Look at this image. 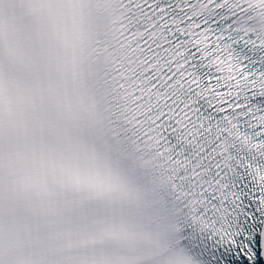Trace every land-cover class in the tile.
<instances>
[{
  "label": "snow or ice",
  "instance_id": "1",
  "mask_svg": "<svg viewBox=\"0 0 264 264\" xmlns=\"http://www.w3.org/2000/svg\"><path fill=\"white\" fill-rule=\"evenodd\" d=\"M0 264H264V0H0Z\"/></svg>",
  "mask_w": 264,
  "mask_h": 264
}]
</instances>
